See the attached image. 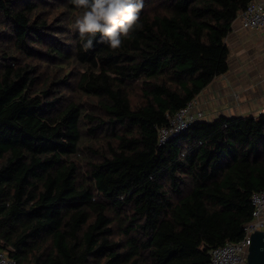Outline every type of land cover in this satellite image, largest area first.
<instances>
[{"label":"trees","instance_id":"1","mask_svg":"<svg viewBox=\"0 0 264 264\" xmlns=\"http://www.w3.org/2000/svg\"><path fill=\"white\" fill-rule=\"evenodd\" d=\"M56 1L67 29L52 30L49 0H0V251L18 264H211L264 190V111L198 121L164 145L159 130L227 72L225 39L253 0H143L121 48L97 34L88 51L82 10ZM35 61L57 72L43 80ZM69 62L83 70L62 76ZM85 122L105 147L82 168Z\"/></svg>","mask_w":264,"mask_h":264},{"label":"crops","instance_id":"2","mask_svg":"<svg viewBox=\"0 0 264 264\" xmlns=\"http://www.w3.org/2000/svg\"><path fill=\"white\" fill-rule=\"evenodd\" d=\"M229 48L228 70L197 98L203 121L221 116L251 117L264 111V30H246L240 15L225 39Z\"/></svg>","mask_w":264,"mask_h":264},{"label":"built area","instance_id":"3","mask_svg":"<svg viewBox=\"0 0 264 264\" xmlns=\"http://www.w3.org/2000/svg\"><path fill=\"white\" fill-rule=\"evenodd\" d=\"M242 27L246 30H264V0H253L240 14ZM169 126L159 130V142L164 145L176 138L192 124L203 121L205 113L197 110L196 101L185 109L168 116ZM253 216L244 228V237L236 243L211 251V264H247L251 236L257 231H264V190L254 193L251 198ZM0 264H18L7 252L0 251Z\"/></svg>","mask_w":264,"mask_h":264},{"label":"clouds","instance_id":"4","mask_svg":"<svg viewBox=\"0 0 264 264\" xmlns=\"http://www.w3.org/2000/svg\"><path fill=\"white\" fill-rule=\"evenodd\" d=\"M71 3L82 10L75 19V28L85 51L94 47L97 34L99 42L119 49L125 38L142 27L139 21L143 0H71Z\"/></svg>","mask_w":264,"mask_h":264},{"label":"rangeland","instance_id":"5","mask_svg":"<svg viewBox=\"0 0 264 264\" xmlns=\"http://www.w3.org/2000/svg\"><path fill=\"white\" fill-rule=\"evenodd\" d=\"M49 1H50V3H47V4L44 3L46 6L45 5H43V6L45 8L53 6L51 8H53L56 11V16H54L55 22L52 23V30L56 29V28H58V29L59 28H62V29L66 28L67 29L68 25H72V24L74 25V23L70 22L71 18L69 16H71V14L67 8L60 6V4L57 3L56 0H54L56 4H54L53 0H49ZM38 2L42 3L41 0H38ZM57 15H59V16H57ZM59 37H62L63 40H65L68 44L72 45L70 33L63 34V36H61L59 33ZM36 62H39V61H35V63ZM39 63H40V66L42 67L40 69H42L44 72L43 80H45L49 75H54V73L57 72L56 69L52 71L53 68H51V67L47 68V66L49 65L48 63L43 62V61H42V63L41 62H39ZM71 63L72 62H69V64L67 66H65V68L62 70L63 71L62 76L78 74L83 70L82 67L78 66L77 64L74 65ZM59 76H60V74H59ZM129 93H131V100H132L133 105H135L136 101H137L135 96L139 95V97H140L139 86L138 85L134 86V88L132 90H130ZM67 96H68L70 102H75L76 104H80L84 109H86L88 111V113H92V112H95L98 114L101 113L99 111V109L97 108L96 102L93 99H89V98L85 97L84 95L82 96L76 90L68 92ZM89 127L90 126L87 123L84 124L83 131H82L83 137L81 140L80 155L77 156V158H76V160H78L79 165L82 168L88 160L92 159L93 153H95V151L102 152L104 150V147H105L104 143H102V142L97 143L96 142L95 138L92 137L91 133L88 130V129H90ZM92 147H94L93 148L94 150H92Z\"/></svg>","mask_w":264,"mask_h":264},{"label":"water","instance_id":"6","mask_svg":"<svg viewBox=\"0 0 264 264\" xmlns=\"http://www.w3.org/2000/svg\"><path fill=\"white\" fill-rule=\"evenodd\" d=\"M247 264H264V231H257L251 236Z\"/></svg>","mask_w":264,"mask_h":264}]
</instances>
